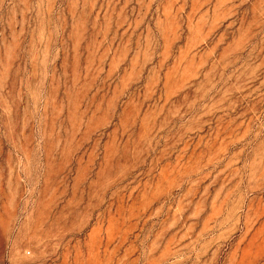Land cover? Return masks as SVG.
Returning <instances> with one entry per match:
<instances>
[{
	"label": "rangeland",
	"instance_id": "obj_1",
	"mask_svg": "<svg viewBox=\"0 0 264 264\" xmlns=\"http://www.w3.org/2000/svg\"><path fill=\"white\" fill-rule=\"evenodd\" d=\"M0 264H264V0H0Z\"/></svg>",
	"mask_w": 264,
	"mask_h": 264
}]
</instances>
